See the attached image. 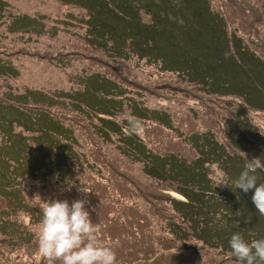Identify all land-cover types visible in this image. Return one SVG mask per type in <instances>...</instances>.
I'll use <instances>...</instances> for the list:
<instances>
[{
	"label": "rangeland",
	"instance_id": "obj_1",
	"mask_svg": "<svg viewBox=\"0 0 264 264\" xmlns=\"http://www.w3.org/2000/svg\"><path fill=\"white\" fill-rule=\"evenodd\" d=\"M180 3L0 0V137L4 138L0 146L29 144L32 150L23 151V155L31 152L41 157L46 153L45 159L53 166L59 155L71 159L75 154L86 155L85 162L101 164L99 176L84 167L83 176L77 178L82 189L89 191L83 195L91 202L85 209L92 223L116 227L118 234L117 225L132 226L133 238L143 242L125 241L124 254L116 253L117 264H238L228 244L231 235L239 233L248 242L264 238V216L251 199L254 189L244 193L233 183L250 161H244V153L228 143L224 120L232 109L229 113L225 99L220 98L254 100L251 104L257 111L250 110L252 118L264 131V54L254 42L264 49V0H184L181 8ZM241 10L248 13L245 17L252 25L255 18L249 17L250 11L251 16L259 14L254 26L258 31L242 25ZM151 18L156 19L153 27ZM228 26L238 27L240 32L233 29L227 33ZM223 27L225 36L219 32ZM145 28L147 32L138 34ZM243 34H252L253 40L248 35L244 38L248 43L240 44ZM145 38L148 42L142 40ZM138 46L143 47V57H137ZM200 63L212 70L214 86H202L191 78ZM29 90H41L49 98L40 93L29 96ZM20 95L23 98H15ZM136 102L141 105L140 112ZM66 103L80 109L99 128L100 135L93 138L98 154L91 153L89 142H74L77 132L70 124L83 135L91 126L79 110L68 113ZM44 105L52 106L54 116ZM132 110L142 123L148 115L152 118L138 134L144 148L159 157L175 156L188 166L179 173L166 168L160 171L165 176L160 178L158 190L146 171L148 159L126 154L116 136L127 135L124 131ZM157 115L161 121L167 116L169 125L154 120ZM4 153L2 166L11 164L8 151ZM106 161L126 180L118 181L117 173L111 172L110 179L102 165ZM52 184H60L59 178ZM3 186L0 183V193H8ZM171 188L185 193L184 198L177 196V201L167 196L175 193H170ZM20 192L28 206L43 199L66 200L64 194L55 197L53 191L41 189L39 182L26 181ZM150 195L157 198V207L148 204ZM20 213L17 221L25 236L14 227V242L7 241L9 234L0 230V264L4 259L6 264H49L38 254L39 221ZM98 216L105 222L100 223ZM141 222L146 226L138 230L134 224ZM95 237L98 243L108 247L110 243L116 250L121 245L116 238L100 233Z\"/></svg>",
	"mask_w": 264,
	"mask_h": 264
},
{
	"label": "trees",
	"instance_id": "obj_2",
	"mask_svg": "<svg viewBox=\"0 0 264 264\" xmlns=\"http://www.w3.org/2000/svg\"><path fill=\"white\" fill-rule=\"evenodd\" d=\"M180 1H181V3L179 4V7L181 8L184 4V0H180ZM135 5H137V4H135ZM141 8H144V5H142ZM152 12H153V14H156L153 10H152ZM241 13L243 16L242 17V21H243L242 25L245 28H248L249 31H251V32L252 31H258L254 26L257 25L258 21L260 20L259 14L257 13V15L254 17V16H251V11H250L249 17L255 18V19L250 21L254 24V25H252V24H249V21L246 20L245 16H248V13L243 12V10H241ZM221 14L224 17H226L224 13H221ZM151 19H153V20H152V24L150 26L153 27L154 24L156 23V19H154V18H151ZM224 20H225V18H224ZM222 26H224V22H222ZM233 29H235L237 32H240L238 27L229 28V26L226 28V31H227V33H230V31ZM147 31L148 30L145 28V29H143V30L141 29V31H137V32H138V34L141 35ZM226 31H224V27H223L222 30H220L219 32L223 36H225ZM248 35L251 39L252 34H243L242 36H240V39H239L240 44H243V42L248 43V42H246V41H248L247 39L244 40V38H247ZM142 40H144L145 42H148L147 38L142 39ZM251 40H253V39H251ZM93 41H94V45L97 46L98 41L95 40L94 36H93ZM132 41L133 42L137 41V37L132 39ZM254 42L256 44V48L262 54H264V49L260 47L261 46L260 43L256 42V41H254ZM121 44H126V42L121 43ZM119 50L121 52H124L123 48H120ZM138 50H140V52H137V53H139V54H137V57H143V56H140V54L142 52H144L143 47L138 46ZM120 51H119V53H121ZM134 54H136V53H134ZM198 54H202V52H198ZM116 55H119V54H116ZM122 55H126V54L122 53ZM151 63H153V62H151ZM155 64L160 67V63L157 62ZM188 78L189 77H187V79ZM191 78L193 80H197L202 86H203V84H207V85L209 84L211 86H214L216 84V82H215L216 78H215L212 70L209 67H207L206 65H204V63L198 64L197 70L194 73V75L191 76ZM124 81L127 82L126 80H124ZM125 82H118V83H120L123 86H126V84H124ZM208 90H210V89H208ZM209 92L212 94H215L213 91H209ZM35 93H40V95L44 96L45 98H49L46 95V93H43L41 90H40V92H37L36 90H29V92H28L29 96L32 94H35ZM16 97L23 98V95L15 96V98ZM218 97H220V96H218ZM220 98L225 99L226 104L228 105V109H229L228 112L229 113L231 112V109H232L231 114L228 115V117L224 120L225 136L228 140V143L230 145H234L236 148H238L241 152L244 153V155H243L244 161L251 160V159L256 158V157H260L261 162L264 163V131L253 121L252 114H251L252 111H257L254 108L255 105L251 104L254 100L244 99V102H242V101H233V100H236L234 97H226V98L220 97ZM233 103H236L237 105H233ZM136 104H137V110L140 112L141 111V105L138 104L137 102H136ZM245 105H248L250 108L246 107ZM44 106L46 107V109H44V110L46 112H48L49 115L54 116L52 113V106H50V105H48V106L44 105ZM231 106H232V108H231ZM64 107H66V109H70V110H68V113L78 112L77 110H79V112H78L79 115H83L85 117V121L87 123H89L91 126V131H89L88 133H85L83 135V132L81 133L80 131L77 130V128L73 124H70L72 127H74V132L75 133L77 132V134L73 135L74 142H78L79 140L82 143L89 142V145L92 148L91 153H97L98 154V143L93 142V138L96 135H100V133L96 130V128L99 129L97 127V125L94 123V121L92 119H88L86 117V115H84L80 111V109H78L72 103H66V106H64ZM133 110L131 111V113H132V116L135 117ZM250 110H252V111H250ZM148 111L151 113H152V111L156 112V113L161 112V111H155V110H150V109H148ZM60 115L64 116L65 120L69 119L68 118L69 116L65 115V113H60ZM148 117H150V118H148L143 123V125L146 122L152 121L151 116L148 115ZM156 118L157 119H154V120L161 121V120H158V118H159L158 115L156 116ZM161 123H163L165 125H169L170 122H168V117L166 116V119L162 120ZM103 129H104V127H103ZM124 132L127 133L126 136L120 135V134L116 135L118 137L119 142L123 145L124 151L126 152V154H129L132 157L137 158V157L144 156L146 159H148V162H145V166L147 167L146 171H147L148 175L153 176V179L155 182L154 185H155V188L157 187V190L159 188L158 182H160V178H164L163 176H165V174L160 173V171H164V168H166V170L169 169L171 173L174 170H177V173H179L182 171V168L188 167L186 164L181 163L178 160V158L175 156L159 157L156 153L148 152L146 150V148H144L145 146L142 144L141 138L139 137L138 134L137 135H129L128 134V127H127V130ZM109 139H108V141H109ZM121 139L124 141H122ZM3 140H4V138L0 137V145H1ZM74 142L72 144H74ZM27 149L29 151L32 150V148L29 146V144H25V145L22 144L20 146H16V144H9L6 146H0V159L4 158L3 153L5 150H7L8 151L7 156L10 158L9 160L11 161V164H4L3 163V166L0 163V177L3 179V181H0V183L5 184V186H3L4 187L3 190L9 191L8 193H0V230L2 231V233H5L6 235L9 234L8 235L9 238L7 241H12V242H14V240L12 238L11 230L14 227L17 230H21L22 234L25 236L24 231L21 228H19L18 221H17V218L21 217V215H22L20 212H25V214H27L30 219H32L33 221H39V223H40V221L42 219V214H43L42 209H43L44 203L46 202L45 199H43V200H41V202H38L37 204H34V205L28 206V204H25V200H24L22 193L20 191H22V189L24 188L26 181H27V183L28 182L29 183L39 182L41 184V189H44L45 191H53L52 193H54L55 197H58V193L66 195V201L68 203H72L75 200H84L86 202L85 208H89L86 206L87 202L91 203L89 196L85 195V194L83 195V192L81 191L82 187L78 184L77 178H80L81 176H83L81 173H82L84 167L88 168L90 171H93L98 176L100 175L99 170H101V169H99V167H101V164H99L98 161H94V162L87 161V162H85L87 157H86V155L84 156L83 154H79L80 156L75 154L76 158H71V159H64L61 155H59L58 156L59 157L58 164L53 166L48 162V160L45 159L46 153H43L41 157L37 156V155H33L31 152H29L28 155H25V154L23 155V151H25ZM229 149H230L231 153L235 152L231 147H229ZM21 156L23 157L22 159L20 158ZM203 161L204 162L209 161V157ZM102 165L108 170L109 177H110V172L112 174L117 173L116 179L118 181H122L123 179L126 180V178L122 177L119 174L121 172L118 170L117 167H115V165H114V170L112 169V166L109 164V161L104 162ZM256 176H257V184L263 183L262 181H264V168L258 169ZM55 177L59 178L60 184H56V185L52 184V181ZM130 177L134 178L133 175H130ZM110 179H111V177H110ZM141 181L142 180H140V182ZM130 182H134V181L131 180ZM115 183H116V181H115ZM171 189L172 190H169L170 192H175L180 197L184 198L185 193L181 194L180 192H178V188H175V189L171 188ZM12 192H14V193H12ZM96 193L97 194L95 196H99L98 191H96ZM146 194H150V192L148 191V193H146ZM167 196H171L170 198L177 199V201L180 200V199L178 200V198H176V197H173L172 195H167ZM51 198H52V196H51ZM54 200L55 199H51V201H54ZM156 200H157V198H153V196H151V195L147 198L148 204H150L152 207H154V206L157 207V204L155 202ZM48 202H50L49 199H48ZM91 213H94V212H91ZM98 219H99L100 223L105 222V218H100L98 216ZM106 222H107V220H106ZM104 226H106V223L104 224ZM170 226H173V225L170 224ZM99 233L101 234L102 237H108L109 236L110 238H116V240H117L116 242L120 241L121 245L117 247V250H116L115 246H113L112 249L115 251V253L124 254V252H125V246L124 245H127V243L125 242V239H129L128 235L124 236V239H122L121 238L122 236H121V234H118V229L116 227L115 228L96 227L95 235H97V234L99 235ZM135 234L136 233H134L133 236ZM133 236H132V238H133ZM137 240H138V243H141L143 245L141 238H137ZM37 243H38V241H37ZM28 244L31 245L30 242ZM108 245H109V247H111L110 243H108ZM135 247L138 250H140L139 246L135 245ZM9 248H10V246L6 247L5 249L8 250ZM1 255H2V253H1ZM6 263H8V261H7V259H4L3 264H6Z\"/></svg>",
	"mask_w": 264,
	"mask_h": 264
},
{
	"label": "clouds",
	"instance_id": "obj_3",
	"mask_svg": "<svg viewBox=\"0 0 264 264\" xmlns=\"http://www.w3.org/2000/svg\"><path fill=\"white\" fill-rule=\"evenodd\" d=\"M142 129L141 120L129 118V135H137ZM249 161L233 183L244 193L254 189L252 202L259 214L264 216V183L257 184L255 174L258 169L264 168V163L260 157ZM217 184L227 185L225 182ZM81 191L89 192L86 189ZM85 203L84 200H75L71 205L66 200L44 203L37 241L38 253L49 264L57 261L59 264H117L115 251L97 242L96 227L85 209ZM228 244L238 264H264V238L248 242L241 234L234 233Z\"/></svg>",
	"mask_w": 264,
	"mask_h": 264
},
{
	"label": "bare ground",
	"instance_id": "obj_4",
	"mask_svg": "<svg viewBox=\"0 0 264 264\" xmlns=\"http://www.w3.org/2000/svg\"><path fill=\"white\" fill-rule=\"evenodd\" d=\"M172 195L175 196V197L179 196L176 193H172ZM115 221H117V220H114V222ZM144 225L146 226V223H144V222H141V223H138V224H134V226H138V227H136L138 230H140L139 228L140 227L142 228ZM117 226L121 230V233L120 234L122 236L121 237L122 239H124V235L125 236L128 235L130 238L129 239H125L126 242H128V243L131 242L132 244H133V242H138L137 239L132 238V236L134 234V233H131L132 232V228H131L132 226H128L129 228L128 227H120L119 225H117Z\"/></svg>",
	"mask_w": 264,
	"mask_h": 264
}]
</instances>
